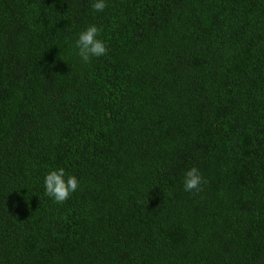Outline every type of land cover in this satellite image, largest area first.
Instances as JSON below:
<instances>
[{"label": "trees", "instance_id": "1", "mask_svg": "<svg viewBox=\"0 0 264 264\" xmlns=\"http://www.w3.org/2000/svg\"><path fill=\"white\" fill-rule=\"evenodd\" d=\"M92 3L0 0V264H264V0Z\"/></svg>", "mask_w": 264, "mask_h": 264}, {"label": "clouds", "instance_id": "2", "mask_svg": "<svg viewBox=\"0 0 264 264\" xmlns=\"http://www.w3.org/2000/svg\"><path fill=\"white\" fill-rule=\"evenodd\" d=\"M105 0H93L92 9L95 12H102L106 8ZM101 29L96 25L87 27L79 33L75 41V48L78 55L85 64L90 63L93 57L99 58L108 54L105 42L98 38ZM207 181L198 168L192 167L185 172L183 187L187 192L199 193L203 191V185ZM45 195L52 198L56 203L63 204L79 187V180L76 176H67L64 168L49 172L44 179Z\"/></svg>", "mask_w": 264, "mask_h": 264}]
</instances>
